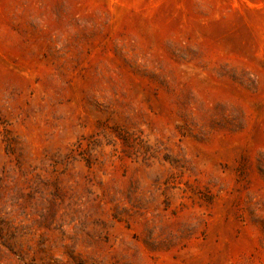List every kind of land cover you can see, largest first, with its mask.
Segmentation results:
<instances>
[{"label": "rangeland", "instance_id": "rangeland-1", "mask_svg": "<svg viewBox=\"0 0 264 264\" xmlns=\"http://www.w3.org/2000/svg\"><path fill=\"white\" fill-rule=\"evenodd\" d=\"M0 264H264V0H0Z\"/></svg>", "mask_w": 264, "mask_h": 264}]
</instances>
